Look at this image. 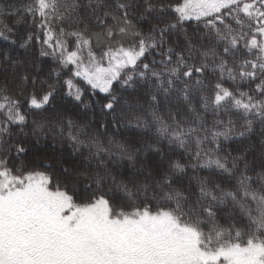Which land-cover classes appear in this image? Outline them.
Segmentation results:
<instances>
[{
  "label": "snow or ice",
  "instance_id": "obj_1",
  "mask_svg": "<svg viewBox=\"0 0 264 264\" xmlns=\"http://www.w3.org/2000/svg\"><path fill=\"white\" fill-rule=\"evenodd\" d=\"M24 11L17 23L30 16L52 50L41 55L106 94L112 127L131 135L104 144L70 118L33 121L34 136L66 138L81 158L60 174L38 170L24 141L4 139L27 121L0 88V264H264V140L258 155L225 146L245 145L257 124L264 138V0H30ZM12 31L0 20V39ZM152 53L160 59L144 62ZM29 85L30 109L55 107V83L22 75L20 96ZM120 89L143 104L117 112Z\"/></svg>",
  "mask_w": 264,
  "mask_h": 264
},
{
  "label": "trees",
  "instance_id": "obj_2",
  "mask_svg": "<svg viewBox=\"0 0 264 264\" xmlns=\"http://www.w3.org/2000/svg\"><path fill=\"white\" fill-rule=\"evenodd\" d=\"M70 2V0H69ZM87 3V0H83ZM168 3L175 4L177 0H167ZM30 3V0H0V11L7 13L9 10L16 15L9 16L6 19L0 17L4 23H7L9 27L13 29L12 33L9 34L8 40L0 39V53L7 52L10 57L11 62H5L2 57H0V88L7 87L9 95L15 96L21 102L20 111L26 115V124L23 126L12 124L8 125L11 129V136L5 135L4 139L8 140L10 143L16 141H24L29 147L28 159L29 161H35L32 164L33 167L41 171L55 172L60 174L61 166L67 167L73 164H77L80 161V156L73 153L70 142L66 138H61L59 135H54L48 131L39 132L34 136L33 129L36 125L33 121L44 124L46 127L50 123H54L57 118L72 119L81 125H87L88 130L99 136L102 143L106 144L109 138L123 141L125 137L131 135L124 127L119 129V133L116 132L111 125L112 116L111 114L105 115V111L102 110L101 105L107 103L104 93H100L99 90H92L90 86L83 81L82 78L74 77L72 71L69 68L62 67L58 60L52 55H41V51L45 50L51 52L52 50L48 48L47 45L43 44V32L38 27L32 24V19L30 16L24 20L22 23H17V19L25 17V7ZM109 5H115L116 0H106ZM90 11V10H89ZM92 22L91 20L89 21ZM190 25V27H189ZM189 27V31L196 27L195 21H188L185 25ZM82 27V25H81ZM141 27L147 32V25L142 24ZM201 27H203L201 25ZM93 31H99V28H93ZM32 34L33 39L28 43L26 47H21L20 45L24 43L27 36ZM39 37V38H37ZM15 41V43H12ZM95 51H102L101 48H95ZM153 58L156 60L160 59L158 53H152L147 56L144 62H150ZM59 72L60 75L57 77L56 73ZM29 75L31 78L40 80H46L48 83L56 84L55 99L51 102L55 107L49 106L47 110L41 113L39 110H32L29 108L27 103L28 95L31 93V85L28 86L27 91L24 96L19 95V89L17 85L19 83V77L22 75ZM72 79L76 87H79L83 91L84 103H80L74 100L72 96L68 95L69 89L65 85V81ZM213 84L216 82L214 76L210 77ZM39 87V85H38ZM46 87V86H45ZM119 88L118 85H116ZM225 87H231V82H226ZM255 87V85H253ZM244 91H248L247 85L243 86ZM75 91V88L72 89ZM117 95H122L121 105L118 106L117 112L129 111V109L123 105V101L127 100L131 104L135 105L137 103L143 104V100H138L136 94L132 89H127L124 91L122 89L118 90ZM88 104V107H85ZM53 113L57 115L54 117ZM48 117L50 119H45ZM4 116L0 115V121H4ZM211 119V117H209ZM101 123L106 124L107 128L101 127ZM21 128L23 129L21 131ZM255 134L245 139V145L238 143L240 138H234L232 141L225 143L226 148L232 150L237 147H245L249 144L251 147L257 149V155L259 154V144L264 138L260 137L259 133L261 128L259 124L254 126ZM25 137H27L25 139ZM239 153L233 152V155H238ZM84 156H88L87 150H84ZM252 157L250 156L249 159ZM14 160V157H13ZM12 162L10 161L9 167H12ZM50 164L51 168L44 169L41 168V164ZM95 163V162H94ZM200 175L205 174L204 172L198 173Z\"/></svg>",
  "mask_w": 264,
  "mask_h": 264
},
{
  "label": "rangeland",
  "instance_id": "obj_3",
  "mask_svg": "<svg viewBox=\"0 0 264 264\" xmlns=\"http://www.w3.org/2000/svg\"><path fill=\"white\" fill-rule=\"evenodd\" d=\"M95 48H96V47H95ZM97 49H98V48H97ZM94 51H95V50H94ZM95 52H96L97 57H99V56L101 55V52H102V51H99V52H98V51H95ZM85 54H86V53H85ZM106 62H107V61H106V59H105V64H106Z\"/></svg>",
  "mask_w": 264,
  "mask_h": 264
}]
</instances>
